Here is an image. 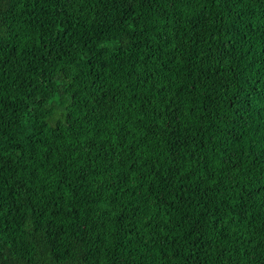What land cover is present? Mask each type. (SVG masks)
<instances>
[{"label": "trees", "instance_id": "1", "mask_svg": "<svg viewBox=\"0 0 264 264\" xmlns=\"http://www.w3.org/2000/svg\"><path fill=\"white\" fill-rule=\"evenodd\" d=\"M0 264H264V0H0Z\"/></svg>", "mask_w": 264, "mask_h": 264}]
</instances>
